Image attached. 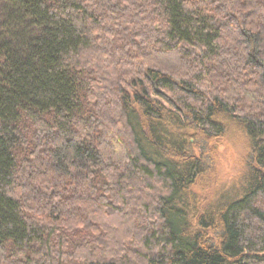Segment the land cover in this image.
<instances>
[{"label": "trees", "instance_id": "16d2710c", "mask_svg": "<svg viewBox=\"0 0 264 264\" xmlns=\"http://www.w3.org/2000/svg\"><path fill=\"white\" fill-rule=\"evenodd\" d=\"M0 264H264V0H0Z\"/></svg>", "mask_w": 264, "mask_h": 264}, {"label": "rangeland", "instance_id": "374dc122", "mask_svg": "<svg viewBox=\"0 0 264 264\" xmlns=\"http://www.w3.org/2000/svg\"><path fill=\"white\" fill-rule=\"evenodd\" d=\"M210 168L191 188L203 210L217 198L234 195L247 173L246 147L238 135L228 134L209 148ZM208 158V156H206Z\"/></svg>", "mask_w": 264, "mask_h": 264}]
</instances>
